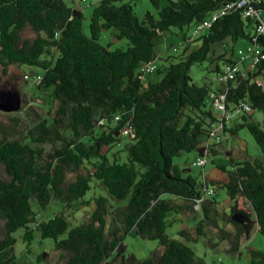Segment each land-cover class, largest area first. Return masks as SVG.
<instances>
[{"label": "trees", "instance_id": "1", "mask_svg": "<svg viewBox=\"0 0 264 264\" xmlns=\"http://www.w3.org/2000/svg\"><path fill=\"white\" fill-rule=\"evenodd\" d=\"M122 1L100 0L86 33L75 1L0 0V66L38 69L37 98L46 110L24 136L17 137L0 120V167L6 174L0 178V264H18L14 235L20 230L29 252L36 233L53 239L59 264H207L191 244L207 239L208 228L220 231L218 242L208 241L213 249L225 242V249L239 256L250 232L232 221L238 213L254 217L264 235V60L252 66L238 60L239 52L235 60L226 58L216 65L214 82L226 63L238 64L239 72L217 88L198 85L190 75L193 65L212 62L214 45L227 40L234 47L245 40L264 51V36L257 32L264 0L250 6L258 14L245 16L249 7L235 6L196 35L199 23L240 0H166L165 7L162 0H150L158 14L147 12L143 18L130 3L118 5ZM190 27L193 36L185 37L180 57L164 58L160 47L166 33ZM108 30L129 47L111 50L113 37L104 45ZM151 65L157 66L155 72H142ZM153 74L162 77L154 82ZM9 86L0 90L17 89L18 83ZM212 92L225 96V114L215 110ZM231 110L239 113L235 122ZM254 111L262 113V122ZM241 130L251 134L260 156L242 159L225 152L227 138ZM193 152L191 165L201 167L202 176L210 160L225 180H200L191 166L174 162ZM225 153L230 169L218 162ZM94 181L108 196L96 192ZM216 187L227 191L231 230L219 225L226 214H220ZM109 198L125 204L113 205ZM92 201L90 215L74 226L68 211L75 202L90 207ZM56 203L63 210L47 219ZM187 220L195 225L169 233ZM131 231L158 241L163 253L144 259L127 255L125 238ZM50 258L44 252L38 260ZM250 261L264 264V251L250 250Z\"/></svg>", "mask_w": 264, "mask_h": 264}, {"label": "rangeland", "instance_id": "2", "mask_svg": "<svg viewBox=\"0 0 264 264\" xmlns=\"http://www.w3.org/2000/svg\"><path fill=\"white\" fill-rule=\"evenodd\" d=\"M69 4H74L80 7L85 16V31L89 33L90 26V17L93 11V8L99 3L100 0H66ZM123 3H130L137 15L140 18L147 12H151L154 15L158 14V10L153 6L150 0H123L119 2L118 5ZM167 4L166 0H162V7H165ZM114 31L108 30L104 33V38L102 43L104 45H108L112 40L110 49H124L126 50L129 47V42L126 39L116 40L113 36ZM193 36V27L181 31L177 28H172L171 31L166 33L164 43L160 47L161 53L164 58L174 57L179 58L183 53V49L187 47L184 45L185 37L191 38ZM245 40H239L235 45L236 57L238 58L239 50H244L245 48ZM197 43H192V48L195 47ZM179 49V51L177 50ZM211 59L207 60L202 64L193 65L190 70V75L193 78L194 82L198 85H203L205 83L211 84L213 87H218V82H214V78L217 74L216 65L218 63H223L226 60V52L224 44H215L214 51L211 53ZM157 64L161 66L163 64V60H158ZM38 72V69L30 68L27 66H22L21 68L16 65L10 66L7 70H4L0 66V88L4 85L9 86V83H18L17 91H20L23 102L21 110L13 113H5L0 111V120L3 124L10 128L12 132L16 133V136H24L28 130V128L38 120V118L43 115H46V110H43V100L37 98L40 95L36 87L35 76L34 73ZM26 75H29V80L26 78ZM152 81L157 82L161 79V75L153 74ZM231 115L233 122L237 120L235 117V113L237 111L231 110ZM254 118L262 122L263 115L260 111H254ZM16 131V132H15ZM239 137L245 142L246 153L242 159H245L246 155L256 157L261 155V151L255 143L253 137L247 130H241ZM233 141H230V147L232 146ZM122 149L121 146L116 147V150ZM122 156L125 158V153H122ZM241 156V155H240ZM196 153H183L182 155L176 157L174 162L176 164H180L183 167L191 166V163L195 160ZM218 161L225 165L227 169L231 168L230 160L228 156L225 154H221L218 156ZM218 163V162H217ZM209 170L206 171L205 177L202 176L201 167H192V174L197 176L198 179L203 180V178L207 179V181H216L225 180L226 176L217 169L216 165L212 163L210 160L207 162ZM6 176L3 169L0 167V178L5 179ZM92 184L96 188V192L102 194V196H108L103 187L101 185H96L97 182H93ZM211 187H214L210 184ZM217 188V194L215 196L216 200L221 204L219 207L220 214H226V216H220L219 225L224 229L231 230L233 226L227 222V217L230 214L231 203L228 201V194L226 189ZM95 190H92L88 194V198L93 195ZM110 199V203L113 205H124L125 202H117L114 199ZM95 207V204L91 203L90 207L81 206L78 202L74 203L73 210L68 211V214L72 216L71 222L73 225H78L81 221L85 220L91 213L92 208ZM63 210V206L60 203L53 204L52 210L47 216V219L52 218L55 213ZM44 218V217H43ZM198 218H201V212L198 213ZM109 223L111 222V218L108 219ZM254 220V217H253ZM195 225L194 221L187 220L182 223H177L173 228L169 229V233L174 235L176 231L180 230L183 227H193ZM23 234V230L17 232L14 236L17 239L15 244V253L17 256L18 264H59L58 255L56 253L55 241L53 239H41L40 234L36 233V237L31 244L29 252L28 244L21 240V236ZM3 235V222L0 220V238ZM208 238H201L197 243L191 244L194 250L197 253V256L203 258L207 264H251L250 261V250H260L264 251V235L259 231V227L257 223H254L250 230V236L244 237L242 241L241 252L239 256H233L231 253L227 251L226 243H220L218 248L213 249L210 243L218 242L220 237V231L214 228L207 229ZM210 239V240H209ZM125 244L127 246V255L134 254L140 259L148 258L153 255L159 257L163 253L162 247H160L158 241H153L147 238H143L136 234L135 231H131L125 238ZM44 252L49 253L51 258L49 260L39 261L38 258Z\"/></svg>", "mask_w": 264, "mask_h": 264}, {"label": "built area", "instance_id": "3", "mask_svg": "<svg viewBox=\"0 0 264 264\" xmlns=\"http://www.w3.org/2000/svg\"><path fill=\"white\" fill-rule=\"evenodd\" d=\"M253 0H240L237 4L236 3H229L224 8H222L217 13H214L210 19L199 23L196 28L194 34L206 30L208 28H211L213 23L216 22L221 16L227 14L228 10L234 8L237 6L238 9L241 7H249L245 12V16H253L255 14H258L251 6ZM258 34L264 36V21L261 22L257 27ZM240 62H244L246 60H249L252 66H256L259 64L262 60H264V51L262 48H260L258 45L254 44H248L244 50L239 51V59ZM157 69V66L151 65V66H145L141 70L145 73H153ZM239 72V65L235 63H226L221 73L219 74L217 78V82L220 84L228 83L229 81L233 80L236 75ZM211 97L213 99V106L215 110L218 111V113L225 114L226 108H225V96L219 95L215 92L211 93ZM246 110H250L249 106H246ZM205 163V162H204ZM203 163V164H204Z\"/></svg>", "mask_w": 264, "mask_h": 264}, {"label": "water", "instance_id": "4", "mask_svg": "<svg viewBox=\"0 0 264 264\" xmlns=\"http://www.w3.org/2000/svg\"><path fill=\"white\" fill-rule=\"evenodd\" d=\"M23 97L21 93L15 89L0 90V111L5 113H13L21 110ZM234 223L241 224L247 232L256 223L255 220L243 214H234L232 216Z\"/></svg>", "mask_w": 264, "mask_h": 264}, {"label": "crops", "instance_id": "5", "mask_svg": "<svg viewBox=\"0 0 264 264\" xmlns=\"http://www.w3.org/2000/svg\"><path fill=\"white\" fill-rule=\"evenodd\" d=\"M246 45H247V43H245L244 46L246 47ZM224 47H225V51H226V50H231L234 47V45L231 42V40H227L224 44ZM239 51H241V50H239ZM226 56H227L226 58H228V59H232V60L237 59L235 47H234V52L227 51ZM246 65H248V64H246ZM230 141H233L232 147H230ZM224 148L227 149V150H225V152L230 151L234 157H239L240 155H241L240 157H242V156H244L243 154H245L247 152L245 149V142L239 136L231 135L229 138H227V145H225ZM236 154L239 156H237ZM207 170H209V169H207ZM221 181L222 180H219V182H221Z\"/></svg>", "mask_w": 264, "mask_h": 264}]
</instances>
